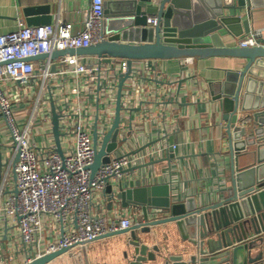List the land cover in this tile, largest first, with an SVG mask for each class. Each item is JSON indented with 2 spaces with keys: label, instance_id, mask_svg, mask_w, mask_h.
I'll use <instances>...</instances> for the list:
<instances>
[{
  "label": "built area",
  "instance_id": "2783aa9c",
  "mask_svg": "<svg viewBox=\"0 0 264 264\" xmlns=\"http://www.w3.org/2000/svg\"><path fill=\"white\" fill-rule=\"evenodd\" d=\"M109 1L90 0L78 32L72 23L26 26L20 21L15 31L0 36V264H32L131 229L143 220L139 212L120 206L116 196L121 188L168 185L172 203L190 197L178 192L173 177L179 114L171 124L170 107L182 106L187 90L201 107L200 115L220 116L223 109L221 102L208 100L194 58L178 59L179 73L172 76L160 60L132 61L120 94L117 147L108 154L109 163L92 176L94 134L99 151L115 121L128 61L80 55L52 60L51 55L108 40L104 11ZM262 41L264 28L250 30L238 48L261 47ZM40 56L48 58L29 61ZM162 86L170 87L162 92ZM52 107L59 121L60 155ZM201 121L204 130L214 125L210 118ZM155 162L166 163L167 171L157 170ZM224 176L225 170L216 167L217 199L211 203L228 193ZM160 213L150 209L149 220Z\"/></svg>",
  "mask_w": 264,
  "mask_h": 264
},
{
  "label": "water",
  "instance_id": "95a60500",
  "mask_svg": "<svg viewBox=\"0 0 264 264\" xmlns=\"http://www.w3.org/2000/svg\"><path fill=\"white\" fill-rule=\"evenodd\" d=\"M256 10H264V0L109 1L104 11L108 40L90 48L51 55L52 60L80 55L128 61L119 84L115 121L99 151L94 134L92 176L109 163L108 154L117 147L120 94L130 77L132 61L203 57L245 62L242 70L226 73L216 95L211 93L212 100L221 102L223 107L232 188L215 203L202 207L194 197L172 203L168 185L121 188L116 196L120 206L139 212L143 221L100 239L126 236L124 258L128 264H264V41L256 48H228L222 34L235 39L248 34L250 23L240 15L245 11L252 20ZM21 13L27 26L51 23L48 6L22 8ZM149 20L155 24H149ZM52 124L60 155L59 121L54 107ZM1 155L0 152V161ZM110 191L111 188L106 190ZM152 208L161 210L160 218L149 220ZM166 227H173L184 244L174 246V252L156 242L159 229ZM67 252L47 255L32 264H50Z\"/></svg>",
  "mask_w": 264,
  "mask_h": 264
},
{
  "label": "crops",
  "instance_id": "0c3cea01",
  "mask_svg": "<svg viewBox=\"0 0 264 264\" xmlns=\"http://www.w3.org/2000/svg\"><path fill=\"white\" fill-rule=\"evenodd\" d=\"M113 1L116 2V0ZM38 6L49 7L52 24L72 23L74 30L78 32L83 28L86 12L90 8V0H0V36L15 31L20 21L26 25L21 13L22 8ZM112 8L114 9L115 6L112 5ZM240 16L243 21L250 23L251 30L264 28V10L253 11L252 20L248 18L245 11ZM222 34L225 35L224 41L228 48H237L239 39L247 35L243 33L239 39H235L225 32ZM160 64L165 67L167 75L172 76L179 73L177 60H160ZM244 65L243 60L230 58L194 59L196 75L204 81V91L212 105L217 103L221 105L218 101L213 102L211 93L217 94L219 83L224 80L226 73L238 72ZM169 87L162 86V92H166ZM185 95L187 96L186 102L182 106H172L170 107L172 110H169L170 115L174 112L170 117L171 124L174 116L179 114L178 128L173 134V140L180 147L176 153L172 172L176 183L178 182L176 184L178 192L196 198L197 205L202 207L217 199L215 195L218 186L214 180L216 167L225 170V182L227 187L232 188L231 161L225 136L226 122L223 120V109L220 116L217 113L208 116L200 115L201 107L193 102L190 92L185 90ZM158 99L161 100L160 95ZM206 118H210L214 125L204 130L207 127L201 120ZM218 122L223 125L218 127ZM165 166H167L166 163L160 162L155 167L159 171L162 168L166 172ZM130 212L136 211L131 209ZM159 230L156 242H159L161 246L169 247L170 252H174V246L184 245L173 227ZM125 240L126 236H112L96 240L83 248H73L50 264H128L124 258Z\"/></svg>",
  "mask_w": 264,
  "mask_h": 264
}]
</instances>
